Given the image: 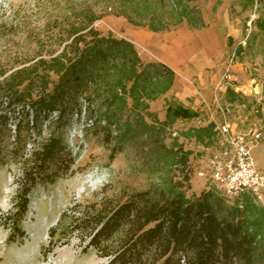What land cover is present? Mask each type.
Masks as SVG:
<instances>
[{"label": "trees", "instance_id": "16d2710c", "mask_svg": "<svg viewBox=\"0 0 264 264\" xmlns=\"http://www.w3.org/2000/svg\"><path fill=\"white\" fill-rule=\"evenodd\" d=\"M246 1L250 7L262 2ZM99 2L98 14L87 0L74 21L64 25L56 19L55 28L66 30L61 50L48 51L47 58L39 56L0 83V165L17 167L10 208L0 214L6 244L24 238L22 222L34 190L55 187L76 162L60 133L37 141H29L30 135L40 138L52 115L64 128L66 117L75 114L99 131L109 161L124 154L154 179L144 189L123 187L110 195L104 185L91 201L73 203L48 230L47 252L76 234L82 252L92 250L106 264H264V209L250 195L229 199L216 188L186 195L192 151L172 127L203 112L169 103L160 120L149 109L171 90L175 72L161 62H143L130 40L101 35L93 27L116 13L155 33L183 21L202 29L207 25L201 12L184 5L166 16L159 8L151 12L143 1L142 17L135 20L128 6ZM252 25L264 32V17ZM225 98L245 99L233 90ZM182 136L205 149L216 142L212 123L189 127Z\"/></svg>", "mask_w": 264, "mask_h": 264}, {"label": "rangeland", "instance_id": "374dc122", "mask_svg": "<svg viewBox=\"0 0 264 264\" xmlns=\"http://www.w3.org/2000/svg\"><path fill=\"white\" fill-rule=\"evenodd\" d=\"M87 0H0V83L11 72L30 67L39 56L47 58L48 51L58 53L66 43V30L55 28V21L67 23L74 21L75 14ZM94 4V11L100 13L99 0H88ZM117 7L128 6V12L135 19H141V7L145 1L153 12L161 9L166 16L175 7L187 5L196 7L202 15L206 27L193 29L183 21L157 32L175 38L193 39L192 48L183 45L186 57L198 68L190 77L193 92L198 89L199 80L212 90L213 83L220 75L225 61L241 45L239 54H235L233 70L237 91L245 97L243 103H230L231 112L227 120L234 133L264 131V32L252 25L258 17H264V0L254 3L246 0H114ZM100 3V2H99ZM147 8V6H146ZM118 9V8H116ZM118 11V10H116ZM140 13V14H139ZM173 22V20H171ZM93 27L104 36L130 40L141 60L146 62L151 54L135 41L133 34L148 30L130 24L116 13L103 16L93 23ZM214 35V53H207L202 40ZM164 43V41L162 42ZM169 46V43H168ZM203 55V56H202ZM202 56V57H201ZM211 87V88H210ZM211 89V90H210ZM175 91H169L159 99L150 102V111L163 120L167 104H179ZM211 96V94H210ZM84 106V103H82ZM185 105V104H184ZM190 108L191 106L185 105ZM195 110L203 112L200 105ZM200 119H205L201 113ZM64 120H62L63 123ZM66 125L59 128V122L52 118L42 128L40 138L34 132L29 141L48 137L50 132L60 133L72 155L76 156L73 170L63 174L53 188H37L30 195V203L23 219L24 238L15 244H6L7 230L0 225V264H106L89 250L82 252L79 236L74 234L52 252H47L48 230L55 225L61 214L73 203L91 201L93 194L102 186L108 185V195L120 188L144 189L154 178L144 174L139 164L118 154L109 161V148L103 143L102 136L90 122L78 120L75 114L66 117ZM199 126L197 120L178 121L172 130L185 149L191 150L189 159L190 181L186 195H197L202 190L214 188L208 168L209 149L196 144L192 139L182 136L189 127ZM249 138L247 137V140ZM12 144V140L10 142ZM30 149L29 147H27ZM259 168L264 169V140L259 141L252 150ZM17 167L0 165V214L11 205L15 191L14 175Z\"/></svg>", "mask_w": 264, "mask_h": 264}, {"label": "built area", "instance_id": "2783aa9c", "mask_svg": "<svg viewBox=\"0 0 264 264\" xmlns=\"http://www.w3.org/2000/svg\"><path fill=\"white\" fill-rule=\"evenodd\" d=\"M234 56L233 51L212 86L210 100L203 102L205 119L196 120L199 125L212 123L216 133L215 146L208 148L211 185L229 199L248 194L264 209V171L252 154V147L264 140V131L249 129L234 133L227 120L231 105L224 101L225 93L227 90L238 92L234 84Z\"/></svg>", "mask_w": 264, "mask_h": 264}, {"label": "crops", "instance_id": "0c3cea01", "mask_svg": "<svg viewBox=\"0 0 264 264\" xmlns=\"http://www.w3.org/2000/svg\"><path fill=\"white\" fill-rule=\"evenodd\" d=\"M133 37L137 44L145 47L151 53L147 57L146 62H161L175 72V80L171 91H175L174 95L178 98L179 104L184 107L189 104L191 106L190 108L195 110L196 107L198 108L200 105L203 106V102H208L210 100L211 91H208L204 81L199 80V91L195 89L193 92L191 86L190 77L197 68L198 72H200L199 65L201 63L192 64L188 60L186 51L183 49V47L185 48L183 43L189 48H192L193 39L175 38L174 36L150 31L135 32ZM163 41L164 43H162ZM202 42L206 47L207 53H211L212 56L215 50L214 35L211 34L210 38L205 37ZM214 83L215 81L211 83L210 86H213ZM256 145L257 144L252 147V150L256 148ZM261 169L264 171L263 168Z\"/></svg>", "mask_w": 264, "mask_h": 264}]
</instances>
